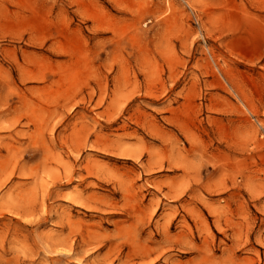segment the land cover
<instances>
[{"label": "rangeland", "instance_id": "rangeland-1", "mask_svg": "<svg viewBox=\"0 0 264 264\" xmlns=\"http://www.w3.org/2000/svg\"><path fill=\"white\" fill-rule=\"evenodd\" d=\"M2 127L0 264H264V0H0Z\"/></svg>", "mask_w": 264, "mask_h": 264}, {"label": "bare ground", "instance_id": "bare-ground-1", "mask_svg": "<svg viewBox=\"0 0 264 264\" xmlns=\"http://www.w3.org/2000/svg\"><path fill=\"white\" fill-rule=\"evenodd\" d=\"M0 129H3V127L2 128H0ZM122 155H124L125 157H129V154H127L126 152H122ZM131 156H133V155H131ZM76 203H77V201H75ZM30 207L32 208V206L30 205ZM17 214V216H18V214H19V212L18 213H16Z\"/></svg>", "mask_w": 264, "mask_h": 264}]
</instances>
